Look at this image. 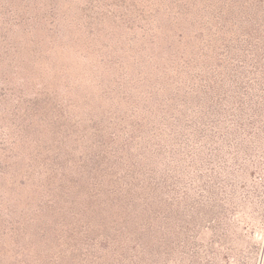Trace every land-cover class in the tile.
<instances>
[{
  "label": "rangeland",
  "instance_id": "obj_1",
  "mask_svg": "<svg viewBox=\"0 0 264 264\" xmlns=\"http://www.w3.org/2000/svg\"><path fill=\"white\" fill-rule=\"evenodd\" d=\"M0 264H264V0H0Z\"/></svg>",
  "mask_w": 264,
  "mask_h": 264
}]
</instances>
